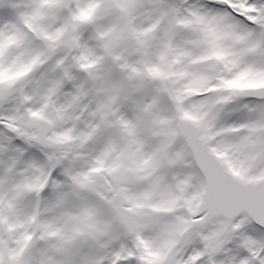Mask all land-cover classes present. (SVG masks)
Returning <instances> with one entry per match:
<instances>
[{
	"label": "snow or ice",
	"instance_id": "1",
	"mask_svg": "<svg viewBox=\"0 0 264 264\" xmlns=\"http://www.w3.org/2000/svg\"><path fill=\"white\" fill-rule=\"evenodd\" d=\"M0 264H264V0H0Z\"/></svg>",
	"mask_w": 264,
	"mask_h": 264
}]
</instances>
